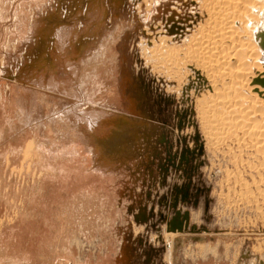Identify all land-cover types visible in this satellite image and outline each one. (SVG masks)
I'll return each mask as SVG.
<instances>
[{"label": "rangeland", "instance_id": "1", "mask_svg": "<svg viewBox=\"0 0 264 264\" xmlns=\"http://www.w3.org/2000/svg\"><path fill=\"white\" fill-rule=\"evenodd\" d=\"M197 9L0 0V264H264L260 158L142 52Z\"/></svg>", "mask_w": 264, "mask_h": 264}, {"label": "bare ground", "instance_id": "2", "mask_svg": "<svg viewBox=\"0 0 264 264\" xmlns=\"http://www.w3.org/2000/svg\"><path fill=\"white\" fill-rule=\"evenodd\" d=\"M192 2L198 15L145 27L142 52L177 90L190 88L212 149L249 144L264 168V0Z\"/></svg>", "mask_w": 264, "mask_h": 264}]
</instances>
